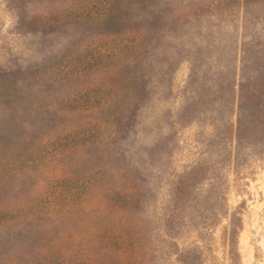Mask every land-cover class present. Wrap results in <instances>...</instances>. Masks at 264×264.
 Masks as SVG:
<instances>
[{"label": "rangeland", "instance_id": "374dc122", "mask_svg": "<svg viewBox=\"0 0 264 264\" xmlns=\"http://www.w3.org/2000/svg\"><path fill=\"white\" fill-rule=\"evenodd\" d=\"M107 1L0 0V262L264 264V0Z\"/></svg>", "mask_w": 264, "mask_h": 264}, {"label": "trees", "instance_id": "16d2710c", "mask_svg": "<svg viewBox=\"0 0 264 264\" xmlns=\"http://www.w3.org/2000/svg\"><path fill=\"white\" fill-rule=\"evenodd\" d=\"M109 4V6L107 7L106 11L109 10H113V12L116 11H120V10H124L126 8H129L131 4H133V1L131 0H108L106 2V4ZM213 4V3H212ZM129 6V7H128ZM248 50H243V53H245L244 58H243V66L241 67V71L239 74L235 73V79L237 78V81H239L238 84L234 83V86L232 87V97L234 99V101L236 102L238 99L239 102V108H240V112L242 113V109L244 106V102L246 100V94L247 91L249 90V86L250 83H248L250 80L253 79V76L251 73L246 74V69L249 66V58H246V52ZM238 89V90H236ZM116 229L111 227V228H107V232H109V234H107L108 237L113 236L112 232H114ZM104 231L99 230L97 233L104 235L103 233ZM116 235V233H115ZM100 238H102L103 236H100ZM121 237V246H119L118 248L114 249L113 247H110L107 249L108 254L111 255V257L114 258L115 262L113 261H109L110 258H105V259H100L98 260L96 263L94 264H112V262L114 264H128L129 262V258H131L130 256H133V254L135 252H137L138 248L137 246L134 245V243H131V239H130V235H128L127 232H121L120 236ZM106 247V246H105ZM56 248L52 251V249L48 248L45 252V256L47 258H53V259H58L60 264H70L69 262L65 263L64 261H66V258L70 255H68L65 252L61 253L60 255L56 254ZM87 250L85 249H79V255H88L87 254ZM74 258V257H73ZM73 258H71L70 260H72ZM72 263V262H71ZM0 264H37L36 262L32 261L31 259H27L24 256H22L21 252L19 250H17L16 252L12 253L11 256H9L7 258V260L0 262ZM91 264V263H90Z\"/></svg>", "mask_w": 264, "mask_h": 264}]
</instances>
